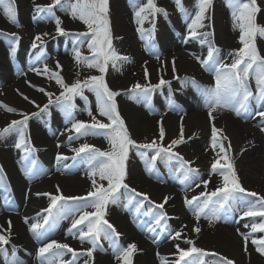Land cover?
I'll return each instance as SVG.
<instances>
[{"label":"rangeland","instance_id":"rangeland-1","mask_svg":"<svg viewBox=\"0 0 264 264\" xmlns=\"http://www.w3.org/2000/svg\"><path fill=\"white\" fill-rule=\"evenodd\" d=\"M76 0H68V2H64L62 0V6H56L53 10V14H48L46 12L40 13L36 11V5H49L52 3V0H14L16 9H17V16H16V23H12L10 25L11 30L8 29L6 31L5 35V42L4 47L6 50L12 51L13 48H15V52H18L19 49L23 50L26 57L33 56V62H28L23 65L22 68L17 69L16 58L18 55L14 52L11 56V59L9 57V62L13 69H17L18 74L20 75L22 72V75L26 74L25 72H29L31 70L26 71L28 68H39L43 69L44 63L48 65L50 69L55 70L56 60L61 58V56L53 51L50 44H54V47H67L69 46L74 53V48L79 47L80 52L83 56H90V50L87 47V43L83 44L82 46L77 44V37L73 35L72 33H79V32H86L88 31L87 26H84L82 28L76 29L77 22H81L79 19H74L70 15V3H75ZM198 0H182L183 7L186 9V13H181V11L178 9L177 5L175 4L174 0H155V3L157 6L166 9L168 15L165 16L163 14H158L154 21H145L142 25H138L136 23L135 18V11H138L140 7L144 6L146 4V0H109V19H110V27L112 31L113 36V46L116 49V51L123 55L127 56L129 58H133L134 56L141 54L143 57H150L151 59H158L159 61H162L167 58V55L163 53V45H167V41L164 42V37H168L169 39H173L178 42V44L182 43L183 45L188 44L189 46L196 47L199 57L201 59H204L207 57L208 54V46L202 45L198 39H190L188 38V31H187V23L190 22V18L187 15V13H192L194 15L195 6L197 4ZM231 0H213L212 6L209 8L208 15L210 17V21L206 20L205 24L207 25L209 22L212 25L211 29L205 28L201 29L200 31H211L214 32V36L210 35L208 39L210 41L214 40V45L220 49L219 56L222 58L226 63L232 62V55L235 54V51L240 49L242 45L239 43V36L236 37L233 41H226V35L228 30V15L227 10H231L230 7ZM258 5L261 8V11L257 14V22L261 25H264V0H257ZM43 17V18H41ZM55 17H59L62 21V27L67 30L69 34L61 35L56 32V24H55ZM22 20H27V22L32 23L34 26V29L30 30L29 27L27 28L22 24ZM153 22L155 24L154 30L153 28ZM39 25V26H38ZM41 26V27H40ZM142 27L146 31L142 34L137 32V28ZM183 28V29H182ZM11 31V32H10ZM40 33H49L48 36L43 37L45 43L41 45L37 49H32L31 45L33 42L34 37L37 34ZM12 34H15L19 37L18 43L12 40ZM63 43V45H61ZM257 47L261 53V55H264V38L257 37L256 40ZM18 49V50H17ZM41 50L44 53V57L41 61H36L35 57L40 54ZM174 52V50H173ZM46 53H48V56H46ZM30 58V57H29ZM32 59V58H31ZM60 60V59H59ZM176 68L177 72L174 74L172 71V63H165L162 69H155V68H149V80L151 84L155 85L159 83L160 77L162 76L163 79L170 81V85H164L160 88H157L151 95V102L146 107L145 102L143 99H139L138 97H135L133 94L127 92L126 90L130 89L132 85L139 82L141 84H146L148 81L145 80V71L142 73L140 77H138L135 80H132L131 82L123 83L121 87L117 85L114 82L115 78H119L121 75V72L123 71V66L128 65V61L125 62H117V67H112L111 64L108 66L107 73L105 74V79L108 84V86L112 90H118L121 91V94L116 97L119 113L121 117L125 120L126 126L131 134L132 139L137 141L138 143H148L153 139L158 140V126L153 129L145 130L144 124L139 121L132 118L131 114L126 112L123 105H132L137 106L139 105V102L141 100V108L143 111L145 110V113H152L154 110L156 111L155 115H157L160 118H163V125L166 130V135L163 140V144L167 146L172 139L179 138L180 135V129H181V123L183 124V135H184V142L180 144L179 146H176L173 151L178 152L181 156L184 157V159L188 161H193L194 163L191 165L193 168H197L200 170L202 174L195 178L193 181L184 182L180 187H177L180 191L181 195V205L183 209L190 210L193 212L195 208V202L192 206H188L185 203V199L191 200L193 197H199L201 193L208 192L215 190L216 187L222 185V181L215 185L213 184V179L218 178L222 179V176H220L218 173H212L211 172V164L218 159L219 157L217 154H212V156H208L202 161H198V156L195 155V153L192 152L190 148V144L192 143L191 140L197 138L199 134H202L204 132H211L212 122L204 123L201 122L199 119L194 120H182L179 122L171 121L169 120L171 112L170 108L177 107V105H181L180 101V95L181 91H191L192 89H198V80L197 75L199 70H203L206 72V75L211 77L212 79H215L214 73L212 71L207 70L206 68L202 67L200 63L196 67L190 65L189 63H185L180 60H176ZM63 65V70L60 73L62 77L65 79L66 83L71 84L75 80L79 79L83 81L86 76L89 75H100V73L95 69H89L87 68L86 64L84 62H80L79 64L75 61L73 58L72 67L70 70H66L67 65ZM11 68V69H12ZM198 68V69H197ZM36 73V72H33ZM174 75L179 76V79H175ZM41 79L44 81V89H46L47 92L54 93L55 96H58L59 93L62 91L60 86L55 82L54 79H50L47 76L41 75ZM2 77L0 75V90L5 86L1 82ZM187 80V83H186ZM195 81V83H192V81ZM215 82V81H214ZM250 86L252 90L255 92V81L254 79H250L249 81ZM37 88H35L36 90ZM195 91V90H194ZM20 91L18 92L15 90L14 92H10L9 95H1L0 96V102L2 104L7 105L9 107H14L15 109H21L24 111L27 115H29L28 120V126L27 129L23 130L25 133V138L30 142L29 146H34V151L31 153L26 154L24 152L23 146L20 147L22 149L23 155H21V158H25L27 155L28 164L30 163V166L27 165L29 168L32 169L31 172L28 171V175H31L34 171L35 167L33 168L32 165L35 166L39 164L40 161H42L41 158L43 157V154H46V148L41 143H39V137L37 133V129H40L41 132L46 130V133L48 137L51 139L52 143H58L61 142L65 146H68L69 149H64L63 147L60 148L64 151L63 155L68 157L66 160H62L61 163H64L66 165V169L69 168L70 174L68 175L67 172L64 173L65 176L73 175L83 173L84 175L89 176L91 179L85 183L86 190H79L77 192L85 193L79 197H87V193L89 191L94 190L92 187V177L90 176L91 168L87 163L85 154L81 153L79 156L76 155V153L73 151V149L79 148L82 144L88 143L89 145H94L97 148H100L103 151H110L111 145L109 144L108 140L103 135H97V136H80L79 138H76V134L74 132H68L65 134L66 136H62L63 130L67 128V125L71 126L70 123L66 122V116L62 109L57 106V104L54 102L49 105L47 112H41L39 108L34 110V107H36L33 103L30 101H35L36 105H40L41 107L45 104H48L49 97L46 96L44 93L42 94L41 99H33V100H25L21 95ZM84 95L88 98V103L86 104L83 99L80 97H76L75 104L77 105V109L75 112V118L77 120L81 121H91V117L87 114V109L90 108L94 115H97V118L101 121L108 122L105 117H101L98 115L97 110V103H96V97L93 92L88 91L85 89ZM55 96L53 97V100L55 99ZM18 98L17 100H15ZM139 99V102H137ZM22 103V104H21ZM12 105V106H11ZM129 106V107H130ZM257 104L256 101L253 100L250 102V111L248 114L241 115L240 117L236 116L237 119H239L242 123H250L253 121V119L256 117L252 113L256 109ZM5 112L9 113L10 115H15V113L8 112L6 109H4ZM223 110H227L228 112H233L229 108H223ZM33 113H36V115H32ZM22 114V113H21ZM20 118H23V115L20 116ZM19 119V120H21ZM58 120V122L61 124L62 129L54 130L53 129V121ZM5 124V125H4ZM8 123H5L4 121H0V128H3ZM217 128L223 129V127L217 126ZM257 129L261 127V124L255 125ZM226 131L223 129V134L226 135ZM72 136L73 138L70 140L69 137ZM230 140V139H229ZM20 142V131L13 130L10 133L6 134L5 136L0 137V148L1 147H11L14 150L18 151V148L16 145ZM227 141L225 142V145L227 146ZM244 150L245 148L243 145H231V151L228 153V155L231 157V161L234 163L235 171L237 172L238 178L242 184V186L247 190V192H255L258 194V196H264V190H260L258 188V185H264V162L260 163L258 165H249L248 161L244 158ZM262 149L264 150V146H262ZM142 152H145L147 150L141 149ZM214 152V151H213ZM14 153H17L14 151ZM152 155L151 152H148V155L145 157H141L137 154V151L135 149H132L129 153V157L127 159V178L126 183L132 187L135 188L137 191L141 193H147L150 197V200L155 202L156 204L163 203L165 197H168L167 203L164 205V211H166L168 220V230L163 231L160 228L156 227L154 225V217L155 214L161 211L160 209L155 208L153 204H150L148 201L144 202V206L140 209V211L136 210L135 201L132 205H129V207L125 208L122 204L112 205L109 204L107 207V214L106 219L115 226L116 230L120 233V236L118 238V244L122 247H126L130 242L124 241V228L116 223L113 220V216L118 215L119 217H124L128 212V214H136V220L132 219V227L134 230L138 233L142 234H148V232L151 233V235L148 234V236H151L152 238H148L154 247L158 248H164L168 249L166 247H175L171 249L172 254V260L168 264H175L177 260H179V254L177 250V245H179L180 249L187 250L191 248L192 246L201 248L205 250L207 255L203 257L206 264H215V262L219 259L220 256L226 257L234 262V264H264V256H261L256 250L255 245L252 244L253 239H261L264 238V233H252L251 232V223L248 222V219H252V217H243V210L246 209H233L228 210L223 214V210L219 213L220 219L218 220H209L205 218V215H201L199 219L198 227L201 228V231L199 233H196L193 231L192 228L187 229L182 233L183 236H186L188 240L193 241V244L187 243L188 240H181V239H174L172 236L174 235L175 231H172L170 234L169 231V225L171 224L172 220V204L170 197L167 193H164L163 191H159L155 189L154 187H151L147 185L144 180L145 178L148 180H153L156 183L162 182V177L165 176V171L168 168L162 161L159 159L156 162V167L152 172H149L147 169L150 167V156ZM224 154L221 153L220 156H223ZM221 163H224L225 161L221 159ZM41 163V162H40ZM1 166V165H0ZM259 166V167H258ZM3 167V166H2ZM172 169V175L176 178L180 176L179 173L176 172L175 168H179L180 165L177 161L173 160L171 162V165L169 168ZM4 173L6 175L0 176V191L3 192V198L5 197L9 201H16L15 195L7 192L12 191V180L9 177L8 172L3 167ZM27 169V167H26ZM139 170V172H138ZM39 171V170H36ZM27 172V171H26ZM55 173H57V170H54ZM50 172L47 174L48 176L51 175ZM146 172V173H145ZM169 173V172H168ZM80 174V175H83ZM98 181V183H102L105 186L107 185V181H100L99 177H95ZM181 180V177H178ZM201 180H210V183L208 184L207 188L204 187L203 184H200V187H196L197 183H200ZM181 182V181H179ZM40 183L38 182L37 185ZM82 184V183H81ZM172 185L173 184H169ZM80 186V185H77ZM84 186V185H83ZM82 186V187H83ZM62 190V193L65 194L64 196H70L71 191L68 190L69 186L61 185L59 186ZM5 188L6 191H3L2 189ZM67 189V190H64ZM124 192V190H122ZM246 193L238 194L241 198V200L248 201L250 203H255L257 200V197L249 196ZM1 193V192H0ZM7 193V194H6ZM50 194L57 195V188L56 185H51L49 187ZM127 193L124 192V195L122 196V201L124 203L127 202L126 197ZM76 197V196H75ZM43 201L45 202V208H48L50 204V198L47 195H42ZM89 200L91 198H88ZM139 199V198H138ZM204 199V197H201V201ZM13 201V203H14ZM16 203V202H15ZM82 201H68L66 204H64V209L66 211H70L74 213L75 215H69L66 219H59L54 225H45L46 230V238L44 240H39L37 237L32 233L29 234L30 237H32L33 242L35 243L36 247H41L42 243H45L49 240H52L54 237H56L55 234H48L54 228L57 223H60V227H65L68 232L69 229H71V225L74 218H78L80 212L77 211V209H83L84 205H82ZM88 211H94L92 208H86ZM151 209V211H149ZM212 212V206L210 205L209 208L205 209V213L208 215H211ZM229 212L232 213V218H228ZM24 213V212H23ZM131 214V215H132ZM47 215V213L43 210V212L40 215H34L31 220H28L27 225H31L33 223L42 222V217ZM234 215V216H233ZM231 217V216H230ZM224 219V220H223ZM255 221L260 222L261 218H254ZM252 221V220H250ZM218 222H224L228 224V226H235L237 228H241L242 233L249 234V240L247 243V252L244 251V240L241 235V242L237 243L239 248L236 250H232L224 240H222L220 237L211 236V227L214 225H217ZM247 224L249 227H245L244 225ZM196 226V227H197ZM83 227V226H78ZM152 228H156V231H151ZM72 232L75 233V236L68 235V241L72 242L73 244H79L81 241L78 238V232L76 229H72ZM55 235V236H53ZM172 238V239H171ZM158 239V240H157ZM160 240V241H159ZM123 241V242H122ZM123 243V244H121ZM83 247L86 249L89 248L91 245L87 242L81 243ZM103 248L97 249L94 253V261H90V264H95V260L97 254L99 251H111L112 252V259L116 260L114 258L115 253L113 247L110 246L109 242L104 240L102 241ZM138 249V247H137ZM12 250V249H10ZM138 251V250H137ZM137 251L134 253L133 257L137 254ZM11 254V252H9ZM219 254V256L215 255ZM19 255V252L17 253ZM195 256V254H193ZM79 258H82L81 256ZM65 261V258H62ZM83 260V258L81 259ZM192 257L186 258V261H191ZM0 262L5 263L4 258L0 256ZM117 262V260H116ZM84 263V262H83ZM181 264H185V262H181Z\"/></svg>","mask_w":264,"mask_h":264},{"label":"snow or ice","instance_id":"snow-or-ice-1","mask_svg":"<svg viewBox=\"0 0 264 264\" xmlns=\"http://www.w3.org/2000/svg\"><path fill=\"white\" fill-rule=\"evenodd\" d=\"M68 2V0H64ZM181 13H186V9L183 7L182 0H174ZM213 0H198L194 15L187 13L190 18V22L187 23L188 38L198 39L202 45L208 46L207 57L201 59L196 57L197 61L202 67L214 73L215 83L213 87L206 88L202 91V96L205 100V105L208 108V115L210 120H214L213 113L220 108H229L235 112L236 116L248 114L250 111V102L255 100L257 107L253 111L254 116H259L264 119V55H261L256 40L257 37L264 38V25L257 22V14L261 11L257 0H231L230 7L232 8V16L236 21V27L239 28V43L242 47L235 51L232 55V62L226 63L220 58V49L214 45V40L210 41L208 37L214 36V32L200 31L201 29H211L212 25L209 22L207 25L205 21H210L208 15L209 8L212 6ZM56 6H62V0H52L49 5H36V11L40 13L53 14V10ZM0 7L3 8L4 15L11 20L12 23H16L17 9L14 0H0ZM70 15L74 19H79L86 26L88 31L72 33L77 37V44L82 46L87 43V47L90 50V56H83L79 50V47L74 48V59L79 64L84 62L89 69L97 70L100 75L86 76L83 81L77 79L73 83H66L65 79L60 74L63 70V65L59 61H56L55 70L50 69L46 63H44L43 69L31 68V71L36 72L37 75L47 76L50 79H54L60 86L62 91L58 96L54 93L47 92L46 89L31 85L37 88L38 91L44 93L49 97L48 104L36 105L35 101H30L41 112H47L49 105L56 103L58 107L62 109L66 116V122L71 124L70 128H66L65 131L74 132L76 138L80 136H97L103 135L111 145L110 151H103L94 145L88 143L82 144L79 148L73 149L77 156L81 153L85 154L88 165L91 168L90 176L92 177L91 183L94 190L87 193V197H68L62 194V190L59 185L57 188V195L50 193H44L50 198V204L48 208L44 209L47 215L42 217V222L33 223L30 225V231L39 240L46 238L45 225H54L59 219H66L69 215H75L70 211L64 209V204L68 201H84V208H92L94 211H87L83 209H77L80 212L78 218H74L71 229L68 234L75 236L72 229H76L78 232V238L81 243L87 242L91 246L84 250L73 249L67 243H60L52 239L46 243H42V246L38 249V256L40 258V264H75V261L80 256H86L84 264H90V261H94V253L99 248L102 249V241L106 240L110 246L113 247L115 256L114 258L122 262V264H133V255L138 250L135 243H130L126 247H122L118 244V238L120 233L116 230L115 226L111 224L105 217L107 214V207L109 204L117 205L122 204L127 208L135 201L136 210L144 206V202L148 201L153 204L155 208L160 209L154 217V225L163 231L168 230V216L164 211V205L168 201V197H165L163 203L156 204L150 200L147 193H141L135 188L130 187L126 183L127 178V159L132 149L137 151V154L141 157L150 156V167L147 169L152 172L156 167V162L159 159L166 166H170L173 160L177 161L180 165L176 168V172L181 174V183L193 181L194 178L199 176V170L193 168L191 165L193 161L184 159L178 152L173 151L176 146L182 144L185 140L183 135V124L181 123L179 138L172 139L170 143L165 146L162 142L166 135V130L161 118L158 121V140L153 139L148 143H138L132 139L131 134L126 126L125 120L119 113L118 103L116 97L121 94V91L112 90L105 79L109 64L112 67H117V62H125L129 60V57L119 54L113 46V36L110 27L109 19V0H76L75 3H70ZM158 14L168 15L166 9H163L155 3V0H146V4L135 11L134 15L136 23L142 25L145 21H154ZM43 18V17H41ZM56 32L65 35L69 34L62 25V21L59 17H55ZM155 24L153 22L154 30ZM146 30L142 27L137 28V32L142 34ZM3 33H0L2 35ZM49 33L37 34L32 42V49H37L45 43L43 37L48 36ZM12 40L17 42L19 37L12 34ZM15 52V48L12 49ZM44 57V53L41 50L40 54L35 57L36 61H41ZM159 59V57H157ZM162 62V67L164 66ZM172 71L175 74L177 72L175 58L172 60ZM145 80L146 84L139 82L131 86L127 92L133 94L139 99H143L145 106L147 107L151 102V95L157 89L164 85H170V81L160 77L158 84H151L149 80L148 69L145 66ZM175 79H179V76L174 75ZM255 80V92L250 86V79ZM30 83V82H29ZM187 83V80H186ZM192 83H195L193 80ZM87 89L93 92L96 97L98 115L105 117L108 122L101 121L94 115L90 108L87 109V114L91 117V121H81L75 118V112L77 105L75 104L76 97H80L88 103L87 96L84 95V91ZM19 92V90H17ZM25 99L29 100V97L20 93ZM55 96V100L53 97ZM139 99L137 102H139ZM0 107L5 108L8 112H16L15 108L9 107L0 102ZM21 120H13L9 122L3 129H0V137L5 136L13 130L20 131V142L16 145L17 148L23 146L26 154L34 151V146H29L30 142L26 140L23 130L27 129L29 115L22 114ZM32 115H36L33 113ZM264 132V126L260 129ZM73 137L70 136L71 140ZM227 146L225 145V142ZM251 143V142H250ZM211 147L213 151H217L219 157L211 164V172L218 173L222 176V185L215 188L210 193H201L199 197H193L191 200L185 199V203L188 206H192L195 202V215L197 221H199L201 215H205V218L209 220L220 219L219 213L224 210L233 209H246L243 210V217H259L261 218L259 223L251 224L252 233H264V196H258L255 192H247L242 186L237 172L234 168V163L231 161V157L228 153L231 151V142L227 135L223 134V129L217 128L215 124L211 127ZM141 149L147 150L142 152ZM242 151H244L242 149ZM223 153V156L220 154ZM27 155L25 156V159ZM68 157L63 154H57V162L66 160ZM221 159L225 162L221 163ZM34 168L35 165L33 164ZM31 172L32 169H26ZM4 169L0 166V176H4ZM99 177L100 181H107L105 186L102 183H98L95 177ZM210 180H201L196 184V187H200L203 184L207 188ZM128 195L126 197L127 202L122 201L124 192ZM249 196L257 197L255 203L241 200L238 194L246 193ZM201 197L204 199L201 201ZM88 198H91L90 200ZM139 198V199H138ZM212 206L211 215L205 213V209ZM151 211V209H149ZM8 228L5 229L0 225V256L4 258L5 264H24V261L17 255L16 246H12V252L9 254L7 245L10 244L11 237V219L7 221ZM25 223H28L25 218ZM83 226V227H78ZM246 228L249 225H244ZM151 231H156V228H152ZM193 231L199 233L200 227H194ZM239 232V229H237ZM244 240V251L247 252V243L249 240V234L240 233ZM182 232L176 230L172 238L180 239ZM252 244L255 245V250L264 256V238L253 239ZM187 243L193 244V241L188 240ZM179 254V260L175 264H206L203 257L207 255L205 250L192 246L191 248L184 250L180 249L177 245ZM71 253L73 259L71 261H64L62 259L64 252ZM195 254V256H193ZM219 256V254H215ZM192 257V260L186 261V258ZM215 264H234V262L226 257L220 256Z\"/></svg>","mask_w":264,"mask_h":264},{"label":"bare ground","instance_id":"bare-ground-1","mask_svg":"<svg viewBox=\"0 0 264 264\" xmlns=\"http://www.w3.org/2000/svg\"><path fill=\"white\" fill-rule=\"evenodd\" d=\"M226 12L228 15V30L226 41L229 42L238 37L240 35V31L239 28L235 26L237 22L234 21L232 11L228 9ZM22 24L27 28L29 27L30 30L34 29L35 27L32 23H28L27 20H22ZM10 25L11 20H9L4 15L3 8L0 7V33H3L2 35H0V75L2 77L1 82L5 84V86L0 90V96L3 94L9 95L10 92L19 90L21 93L29 97V100L41 99L43 93L38 91L37 89L35 90V87L31 86L36 85L38 87H44V81L41 79V75L33 73L34 71L25 72L26 74L24 75H22L21 72V74L19 75L17 71V69L22 68L24 64L33 62L32 60L34 57H26L23 50L17 49L18 52L15 53L19 55L16 58V61H14L17 64V69H13L9 62V57L11 59L13 53L10 50H6V48L4 47V42L6 40L5 35L8 34L6 33V31H8ZM84 26L86 25L83 22H77L76 29L82 28ZM163 40L164 42L167 41V45H163V48L161 50H163V53L167 55V58L164 57L165 59L159 61L158 59H151L150 57L146 56L143 57L141 54H138L133 58H129L128 65L123 66L121 75L119 76V78H115L114 82L119 85V87H121L122 85H124L123 83H129L132 80L140 77L144 72L145 66L147 67V69L155 68L160 70L162 69V62L171 63L173 58H175V61L180 60L185 63H189L194 67L198 65L199 62L197 61L196 57H199V54L196 47L189 46L188 44H178L177 41L169 39L167 36L164 37ZM50 45L53 51L57 52L61 56V58H59L60 60L57 59L56 61H59L60 64L65 63L67 65L66 70H70L75 55L72 52L71 48L69 46L65 48H62V46L60 48H56L54 47V44ZM61 45H63V43H61ZM46 56H48V53H46ZM54 65H56V63H54ZM30 69L31 68H28L26 69V71ZM197 80V90L192 89L191 91H181L182 95H180V101L182 106L177 105V107L170 108L171 115L169 120L179 122L186 119H199L201 122H212L217 126L223 127V129L226 131V135L230 139L231 145H243V147L245 148L244 158L248 161L249 165H258L260 163H263L264 150L262 149V146H264V132H262L260 129L262 126H264V119L256 116L253 121L244 124L236 118V114L234 111L230 113L227 110H223V108H220L213 113L215 119L210 120L208 115V108L206 107L205 100L202 96V91L206 88L213 87L215 79L207 76L206 72H204L203 70H199ZM17 99L18 98H16L15 100ZM141 102L143 101L141 100ZM141 102H139V105L137 106H123L126 112L131 114L133 119L139 120L144 124L145 130L156 128L158 126V121H160L161 118L155 115V110L152 113H145L146 109L143 111V109L141 108ZM4 109L5 108L0 107V121H4L5 123H9L13 120H19L21 119L20 116L22 114H26L21 109H16V112H12L15 113V115H10L9 113L5 112ZM35 109H37V107H34V110ZM53 122L54 130L58 131L59 129H62L61 124L58 122V120ZM257 124H261V127L259 129L255 127V125ZM70 127L71 126L67 125V128ZM36 130L39 137V143L45 146V153H47V155L43 154V157L46 158H41V163L39 162V164L35 166V169L31 175L26 174L28 173V171L26 172V167L28 169L29 167L27 165L30 166V163L28 164L29 160L27 158H21V155H23V148H18V151L12 149L11 147L3 146L0 148V165L6 169L9 177L12 180V191L7 193H11L16 197V201L13 200L14 203L13 201L8 202L7 200H3L6 198H3V192L0 191V225L7 229V221L9 220V218L11 219L12 227L10 244L6 247L8 248V252H12V250L10 249H12L13 245L16 246L17 253L19 252L18 256L24 261V264H40V258L38 256V249L40 247H36L32 237L29 236V234L32 235V232L30 231V225H27V223H25V218H27V220H31L34 215H40L43 212L45 208V202L43 201L42 195L44 193H48L49 187L53 184L56 186H69L68 190L71 191L69 197H79L85 193L77 191H85L87 188H85V183L89 181V179H91L89 176L84 175L83 173H80L83 175L76 174L75 176H65L64 173L67 172V174L69 175L71 170L69 168L66 169V165L64 163H61L62 160L57 162L56 157L58 153H64L62 149L60 150L61 147H63L65 150L69 149V147L65 146L61 142L53 144L51 139L48 137L46 130H44L43 132H41L40 129L37 128ZM63 131L64 132L62 133V136L64 137L66 136L65 134H67L68 131H65V129ZM191 142L192 143L189 146L192 152L198 156L197 160L199 162L208 156H212V154H217L218 149L213 152V149L211 147V132H204L202 134H199L197 138L192 139ZM14 151L17 153H14ZM172 169V167L170 169L168 166L165 171V176L162 177V182L160 183H156L153 180L150 181L146 178L144 179L146 180L145 182L147 183V185L154 187L159 191L167 193L170 197V202L174 211H172L173 216L171 217L172 222L169 225V234L172 231L176 230H180L183 233L189 228L194 229V227L199 224V221H197L196 219L195 212L192 213V211L190 210L187 211L183 209L180 203L181 193L177 187H180L179 184H182L181 182H179L181 180L178 178L181 177V174L176 178L172 175ZM54 170H57L58 172L55 173ZM50 172L54 173H51V175L48 176L47 174H49ZM201 174L202 173L199 172V176ZM221 181L222 179L215 178L212 182L213 184L218 185ZM38 182L40 183L39 185H37ZM169 184H173V186ZM258 188L260 190H264V185H258ZM2 190L6 191L5 188H3ZM64 190L67 189L64 188ZM82 202V205H84L85 202ZM225 212L226 211L223 210V214ZM128 213L124 217L115 215L113 216V220L124 228L125 232L123 240L130 243H135L138 247L137 254L133 257V264H168L173 258L171 249L175 247H166L168 249L154 247L151 241L148 239L152 238L151 236H148V234L151 235V233L148 232V234H140L136 232L131 225L132 219L136 220L135 218L137 216L136 214L131 213V215ZM229 215L231 217L229 216L228 218H225V221H227L226 219L232 218L231 212H229ZM257 218L259 217H256V219ZM248 222L259 223L258 221H255L253 217L252 219H248ZM55 226L56 227L54 228V230L48 233L50 235H56V237L53 238L54 240L60 243H67L73 249H76L78 251L86 249L81 243L77 245L69 242L67 238L69 235L68 230L65 227H60V223H57ZM237 229H239V232L237 231ZM240 233H242L241 228L228 226V224L224 222H218L217 225L211 227L210 232L211 236L220 237L222 240H224L232 250H236L237 248H239V245L237 243L241 242V238L239 236ZM182 237L183 239L180 238L181 240H188L186 236L182 235ZM111 254L112 252L110 250L99 251L97 256H95V264H122V262H116V260L112 259L113 257ZM81 257L83 258V260H81L82 258L78 257L75 261V264H84L83 262L85 261V259H88L86 256ZM62 258H65V261H71L73 259L72 254L67 253L66 251L64 252ZM0 264L5 263L0 262Z\"/></svg>","mask_w":264,"mask_h":264}]
</instances>
